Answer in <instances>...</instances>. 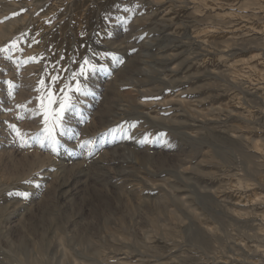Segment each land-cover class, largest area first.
Segmentation results:
<instances>
[{
	"label": "rangeland",
	"instance_id": "obj_1",
	"mask_svg": "<svg viewBox=\"0 0 264 264\" xmlns=\"http://www.w3.org/2000/svg\"><path fill=\"white\" fill-rule=\"evenodd\" d=\"M0 29V264H264V0H0Z\"/></svg>",
	"mask_w": 264,
	"mask_h": 264
},
{
	"label": "snow or ice",
	"instance_id": "obj_2",
	"mask_svg": "<svg viewBox=\"0 0 264 264\" xmlns=\"http://www.w3.org/2000/svg\"><path fill=\"white\" fill-rule=\"evenodd\" d=\"M125 11H129V9H125ZM0 51H4L3 49H0ZM115 59V57H113ZM96 70V65L91 63L87 58L84 59L83 63L80 66V70L76 73H73L72 79H76L77 77L81 76H86V73L88 71H95ZM55 79V78H54ZM9 83V88H13L14 85H12L11 82ZM41 86H44V82L41 81ZM69 89V91H72L73 89L69 85H65ZM76 92H79L81 94H87L80 86L79 81L77 80L76 87L74 89ZM48 108L44 111V121H45V128L42 133L39 135L42 137H45L46 139L49 140L53 145L58 143V141L55 138L54 135V129L57 125H59L63 119V115L65 111L69 110L72 106L68 103V101L71 100L70 96H65L63 99L60 100L59 102V109L58 110H52L51 109V104L55 103V99L50 98L51 93L48 94ZM43 106V104H42ZM17 134L19 135V131L17 130ZM43 142V141H42ZM18 195L26 196V193H18Z\"/></svg>",
	"mask_w": 264,
	"mask_h": 264
},
{
	"label": "bare ground",
	"instance_id": "obj_3",
	"mask_svg": "<svg viewBox=\"0 0 264 264\" xmlns=\"http://www.w3.org/2000/svg\"><path fill=\"white\" fill-rule=\"evenodd\" d=\"M194 2V1H193ZM209 3V2H208ZM86 5V4H85ZM199 7V6H198ZM127 17H128V15H127ZM4 18V17H3ZM117 23V22H116ZM3 29V28H2ZM97 29V28H96ZM205 30L203 31V33L202 34H196V35H199L200 37H203V36H208V37H210L209 35H214L215 33H216V31H215V29L213 30V27H212V29L211 28H204ZM1 30V29H0ZM99 30V29H98ZM101 30H102V28H101ZM112 30V29H111ZM203 30V29H202ZM239 30V29H238ZM219 31H220V29H219ZM98 32V31H97ZM115 32V31H114ZM227 32H229V31H227ZM221 33V32H220ZM223 33V32H222ZM230 33V32H229ZM101 35V34H100ZM239 35V34H238ZM1 36V35H0ZM207 37V38H208ZM213 37V36H212ZM148 38V37H147ZM198 38V37H197ZM199 39V38H198ZM201 40V39H200ZM204 40V39H203ZM111 41V40H110ZM89 43V42H88ZM262 43V42H261ZM95 44V43H94ZM113 46V45H112ZM121 48V47H120ZM98 53V52H97ZM117 54V53H116ZM89 56V55H88ZM87 58V57H86ZM91 58H92V56H91ZM90 59V58H89ZM73 62V61H72ZM77 62H78V60H77ZM97 65V64H96ZM112 65V64H111ZM110 65V66H111ZM134 67V66H133ZM78 68V67H77ZM110 68V67H109ZM257 68V67H256ZM32 70V69H31ZM260 75V74H259ZM88 79V78H87ZM196 90V89H195ZM199 90V89H198ZM56 91V90H55ZM59 95V94H58ZM79 100V99H78ZM82 100V99H81ZM80 102V101H79ZM167 103H168V101H167ZM205 123V122H204ZM213 135V134H212ZM212 137V136H211ZM192 139V138H191ZM218 140L220 139V138H217ZM193 140V139H192ZM210 140H214V139H210ZM222 140V139H221ZM220 140V141H221ZM223 141V140H222ZM193 142L197 145V140H193ZM192 142V143H193ZM194 144V145H195ZM216 144V143H215ZM259 149V148H258ZM258 151V150H257ZM48 172V171H47ZM246 184V183H245ZM142 191V190H141ZM255 192V191H254ZM257 193V192H256ZM262 195H263V197H264V193L262 192L261 193ZM257 196V195H256ZM258 196H260V195H258ZM237 216V215H236ZM262 216V215H261ZM239 226V225H238ZM238 243V242H237ZM259 248V247H258ZM23 252V251H22ZM165 256V255H164ZM233 256V255H232ZM9 257H11L10 256V254H9ZM8 257V258H9ZM14 258H13V260H14V262L17 264H21V261L18 259V258H16L15 256H13ZM10 259V258H9ZM235 260V259H234ZM97 263V262H96ZM103 263V262H102Z\"/></svg>",
	"mask_w": 264,
	"mask_h": 264
}]
</instances>
